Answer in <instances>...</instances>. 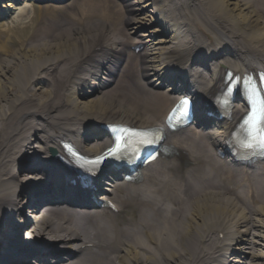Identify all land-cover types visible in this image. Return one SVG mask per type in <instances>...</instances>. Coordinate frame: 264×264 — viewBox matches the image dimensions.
Here are the masks:
<instances>
[{"label": "bare ground", "instance_id": "obj_1", "mask_svg": "<svg viewBox=\"0 0 264 264\" xmlns=\"http://www.w3.org/2000/svg\"><path fill=\"white\" fill-rule=\"evenodd\" d=\"M17 1L0 0V20ZM66 1L22 0L0 35L76 6ZM119 1H87L81 20L40 30L32 45L0 36V264H30L17 234L42 241L33 264H264V158L238 162L231 149L247 113L240 86L226 117L216 113L228 72L264 75V0ZM12 58L22 74L8 77ZM185 92L198 126L172 133L165 121ZM105 124L152 129L172 161L135 183L102 171L82 188L61 143L99 155L111 145ZM106 200L119 212L100 208Z\"/></svg>", "mask_w": 264, "mask_h": 264}, {"label": "rangeland", "instance_id": "obj_2", "mask_svg": "<svg viewBox=\"0 0 264 264\" xmlns=\"http://www.w3.org/2000/svg\"><path fill=\"white\" fill-rule=\"evenodd\" d=\"M4 1L8 2L9 0H4ZM21 1L22 0H19V1H17L15 3L16 4V8L15 9L16 10H12L10 15H8L6 18L0 20V24H4L5 23L7 25V22L9 23L14 17H16L18 15V10L17 9L19 8L18 6L21 3ZM69 1H71V0H67L66 2H69ZM87 1H95V3H98V2H101L103 0H77V3H75L76 6L75 7H70L69 6L70 9H68V12H67V9H66L68 7H66L64 5L65 2L63 4H60V8H54L55 6H58V5L57 4H55V5L53 4L54 7H47V9H45L44 11H42L40 13H37L35 15H32V17L35 19V24L30 29H22V28H19V27L11 29V30L15 31L14 32L15 34H11L10 31H6V29H5L4 33L1 34L0 36L2 37L3 41L7 40V38H10L8 40V44L11 46V49H13L16 45H21L22 42H25L28 45H32V44L35 43V41L37 39L36 38L37 34H38V32L40 30H48L51 27L58 26V24L60 25L59 28H61V26L64 27L68 23L71 24L72 22H74L73 21L74 17H76L78 20H81V11L83 10V8L86 7L85 5H86ZM109 1H111V0H106V2H109ZM118 2H120V1L118 0ZM109 4H111V3H109ZM43 5H45V4H43ZM113 7L115 8V6H113ZM113 21H115V19H113ZM112 25H113V23H112ZM112 25L110 23V27H112ZM114 27H112V29L117 31V26L115 28ZM4 28L5 27H2V29H4ZM22 36H24V40L23 41L22 40H18V37L23 38ZM231 48H232V46H231ZM0 58H2V60L4 61L5 57H4V55L1 56V52H0ZM11 60L13 61L12 68H11L12 71L9 72V75H7L8 77L12 76L13 72L17 71L19 73V71L22 69L21 68V64H20L19 61H16L13 58ZM124 63H126L125 59H124ZM3 66H6L5 62L3 64ZM33 71H34V68L30 66L29 70H28V75L33 74ZM21 74H22V70H21ZM164 89H166V88H164ZM140 208L142 209V207H140ZM136 211H137V213H139L141 210L138 209V207H137ZM142 215H143V213H142ZM59 217L60 218H64V219H67V218L73 219L75 217V215H71V214L67 215V216L66 215H62V216L59 215ZM76 218L79 219L80 217L76 216ZM30 230L31 229H29V231ZM16 233H19V232H16ZM28 237H30V236H28ZM16 238H18L17 239V241H18L17 243H20L22 246L26 247L27 249H29V247H27V246L33 247L34 245H36V243H39L41 241L40 239H37V240L35 239L34 241H29V243L26 246L24 241L26 240L27 235L24 236V238H23L19 234H17ZM41 238H43V235H42ZM1 248H4V247L1 246Z\"/></svg>", "mask_w": 264, "mask_h": 264}, {"label": "snow or ice", "instance_id": "obj_3", "mask_svg": "<svg viewBox=\"0 0 264 264\" xmlns=\"http://www.w3.org/2000/svg\"><path fill=\"white\" fill-rule=\"evenodd\" d=\"M186 104H188V101L182 100L180 102V105L178 106L177 110H179L180 107H184ZM141 143H149V141H141ZM113 144H114V146L108 150L109 155L118 156L121 153L127 151V149H128L127 140H126V138H124L122 136H115L114 140H113ZM241 146L246 147L248 145L246 143H244ZM69 154H72L71 151ZM98 162H99V158H97L96 163H98Z\"/></svg>", "mask_w": 264, "mask_h": 264}, {"label": "water", "instance_id": "obj_4", "mask_svg": "<svg viewBox=\"0 0 264 264\" xmlns=\"http://www.w3.org/2000/svg\"><path fill=\"white\" fill-rule=\"evenodd\" d=\"M35 248H36L35 246L32 247V249H35Z\"/></svg>", "mask_w": 264, "mask_h": 264}]
</instances>
